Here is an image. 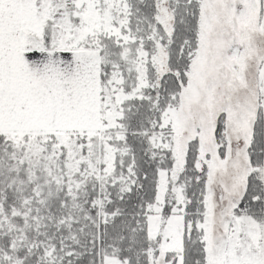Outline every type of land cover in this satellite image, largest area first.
<instances>
[{
	"label": "snow or ice",
	"instance_id": "1",
	"mask_svg": "<svg viewBox=\"0 0 264 264\" xmlns=\"http://www.w3.org/2000/svg\"><path fill=\"white\" fill-rule=\"evenodd\" d=\"M0 264H264V0H0Z\"/></svg>",
	"mask_w": 264,
	"mask_h": 264
}]
</instances>
